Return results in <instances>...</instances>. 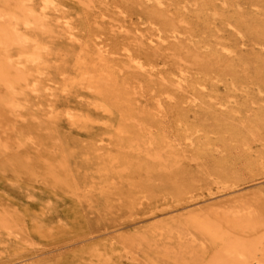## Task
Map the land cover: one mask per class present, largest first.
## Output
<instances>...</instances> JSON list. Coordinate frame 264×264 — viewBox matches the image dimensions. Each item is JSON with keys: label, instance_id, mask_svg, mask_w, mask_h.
Instances as JSON below:
<instances>
[{"label": "bare ground", "instance_id": "obj_1", "mask_svg": "<svg viewBox=\"0 0 264 264\" xmlns=\"http://www.w3.org/2000/svg\"><path fill=\"white\" fill-rule=\"evenodd\" d=\"M198 7L0 0V264H61L54 253L89 242L63 264H264V188L216 187L189 206L225 199L176 215L182 199L156 177L180 159L158 131L169 92L138 53L170 38L174 75L185 78L187 55L220 69L213 47L201 52ZM113 33L128 52L120 60L102 47Z\"/></svg>", "mask_w": 264, "mask_h": 264}, {"label": "rangeland", "instance_id": "obj_2", "mask_svg": "<svg viewBox=\"0 0 264 264\" xmlns=\"http://www.w3.org/2000/svg\"><path fill=\"white\" fill-rule=\"evenodd\" d=\"M93 1L98 12L121 6V0ZM196 3L199 7L191 17L203 42L201 52L213 47L212 58L220 62V69L198 70L187 55L182 61L185 78L174 75L178 52L176 40L170 38L163 43L147 41V49L138 53L146 71L161 85L159 91L169 92L162 96V108L159 106L158 131L174 146L171 153L180 160L172 167V177H156L182 199L183 209L176 215L225 199L189 206L195 199L211 197L216 187L222 190L226 185H244L243 193L264 188V0ZM101 41L111 59L128 55L120 35L103 34ZM254 179L259 185L252 187ZM81 245L64 248L52 258L63 264L69 250L93 248V242ZM57 256L62 260L55 259Z\"/></svg>", "mask_w": 264, "mask_h": 264}]
</instances>
